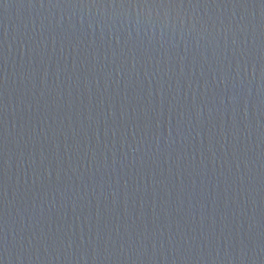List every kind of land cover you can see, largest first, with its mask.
Wrapping results in <instances>:
<instances>
[{"label":"water","instance_id":"95a60500","mask_svg":"<svg viewBox=\"0 0 264 264\" xmlns=\"http://www.w3.org/2000/svg\"><path fill=\"white\" fill-rule=\"evenodd\" d=\"M0 264H264V75L0 51Z\"/></svg>","mask_w":264,"mask_h":264}]
</instances>
